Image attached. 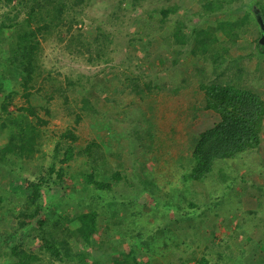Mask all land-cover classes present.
Wrapping results in <instances>:
<instances>
[{"label":"trees","instance_id":"obj_1","mask_svg":"<svg viewBox=\"0 0 264 264\" xmlns=\"http://www.w3.org/2000/svg\"><path fill=\"white\" fill-rule=\"evenodd\" d=\"M140 1L102 0L101 9H106L107 14H104L101 18H88L96 24L95 34L92 35L91 39H88L87 36L81 33L80 28L74 27L80 22L75 17L71 16L72 18H69L67 10L72 11V14L76 11L82 14L92 7L96 0H0V8L3 9L0 13V32H9V41L2 50L3 53H7V61L9 62L6 71L8 76L13 73H21L24 76L21 83V95L27 102L26 107H18L16 111H9V106L15 98V91L0 95V138L4 141L3 145L0 146V164L5 163L12 168L17 167L20 170L27 171L33 160L43 161L44 154L41 152L43 142L37 125H43L45 121L38 116L36 107L29 105V100L30 98H36L37 92H42L40 100L44 102V106L40 109L49 114L50 107L48 106L57 96L61 99L62 104L65 103L68 106L67 95L62 91V85L74 86L80 82L81 77L76 79L67 77L63 83V81L54 79L51 76H44L45 71L40 61L43 49L42 42L54 36L64 43V48L68 54L81 58V61L88 65H95L99 68L100 73L107 72L110 76L108 82H114L110 89L112 93L105 95L104 99L95 102L88 95H83L80 98V109L82 111L75 114L74 122L77 124L81 120L80 113L84 111L90 114H104L106 118H109L112 114L117 116L126 113L128 108L133 107L127 97L129 95L130 97L135 96L137 97V117L136 115L127 117L129 114L122 116L139 121V123L141 121L147 122L149 128L144 131L136 129L134 132L131 131L128 136L118 135L117 140L114 136L115 146L110 145L107 147L106 159L115 163L122 161V152L127 148L129 150H142V148H145L143 150L146 151L152 150L151 145L154 143L151 142V145L146 146L144 141L160 138L155 136L152 139L155 135L153 132L155 126L152 125V122L159 120L161 117L158 110L169 99L172 102H179V98L175 99V97L181 95V90L185 88L177 82L174 83V87H169L165 79L163 80L161 77V80L157 79L159 72L157 70H152V76L145 75L147 76L145 77L138 70L146 62L138 63L134 55L130 54V57L134 59L131 60L123 51L124 45L131 42L129 41L131 39L129 35L132 33L139 34L137 29L131 31L132 23H136L139 16L144 20L152 18L151 14L146 15L147 11L144 10L138 13L139 16L134 15L133 10L139 6ZM224 1L226 0H197L201 4L204 13L211 14L212 17L222 11ZM249 6L255 7V10L264 19V0H255L253 4H248ZM174 12L175 7H165V9L160 10L158 25L148 26L144 33L145 39L131 42L134 43L131 47L134 51L135 47L145 44L147 45L146 55L153 57L156 52L162 50L163 57L168 45L187 47L190 45L188 42L192 40L188 56L194 60L199 58L208 66L205 69L199 67L200 65H197L199 61L194 64V78L199 79L196 88L198 87V91L205 100L204 110L212 111L219 116V120L198 134L186 133L183 124L193 121V118L195 119L197 116V109L192 102L197 98L192 100L187 98L185 100L187 109H181L183 122L180 125L178 124L180 122V110L170 108L177 113L178 117L170 118L171 125L167 129V132L174 133L175 126L179 125V130L175 134L180 133L179 152H185L186 156H189L183 163L182 160L178 162L173 161V158L170 159L172 162L169 163V168L172 170L174 177L179 175L176 179L183 183L188 182V180L199 183L215 173V163L230 160L237 156H246L247 153L252 155V151L259 147L261 128L264 121V99L257 93L252 92V86L245 81L252 77V73L255 78L259 77L261 79L263 77L260 72L264 69V45H260L255 36L247 37L249 24L247 21L248 15L246 14L241 17H233V20H217L215 29L220 32L221 36L216 37L212 32H204L209 31L207 29H194V38H189L183 33L181 34L179 30L168 32L170 31L167 28L171 20L170 15ZM225 41L234 44L238 52H246V54L258 58L256 71L253 72L252 69L246 66L247 63L241 58L243 56L227 52L222 46ZM208 45H211V47H208ZM120 54L124 55L121 60L117 58ZM162 62L160 60L159 64ZM174 66L172 64L168 65L165 68L166 74L170 75L172 72L176 73L177 71L179 74L181 72L182 69H178L177 63ZM45 75H47V72ZM37 79L41 80V86L34 87L30 85L36 91L32 94L28 85ZM225 79H228L230 83H226ZM45 81L46 84H44ZM180 81L185 82L184 79ZM3 82L4 79L2 81L0 76V84ZM3 87L6 88L3 84L0 85V91ZM160 98L161 106L158 105ZM46 105L48 106L46 107ZM143 109H146V111ZM107 110L110 113H107ZM175 135L172 139L175 138ZM67 140L70 143H67ZM76 140V135L70 130L60 134L59 142L55 143L56 146L50 157L51 161L46 169L48 179L38 178L37 182L32 183L34 191L26 198L23 206L17 210L9 208L8 215L16 220L18 229L25 228L33 222L37 223L40 218L43 221L41 229L38 231L37 245L34 247L33 253L26 255L27 253L23 251L20 253L15 249H10L12 255L27 257L29 260L38 262L46 259V262L43 261L45 264H105L90 258L91 255L84 253L86 251H83V249H91L93 240L101 236L100 229L103 224L100 222L108 223V217H114L116 213H120L125 221V226L127 225L126 228L129 229L128 234L120 233L121 240L123 242L129 240L130 246L126 251L113 254L109 263L106 264H149L152 260L155 262L154 264H164L165 261L159 260L161 255H159L154 244L161 240L162 250L159 249L161 251L168 249L169 245H175L183 241L185 246L183 251L187 253L186 256L193 253L191 246L195 242H199L202 237H200V232L193 234L192 228L184 224L187 221L179 218H166V213L162 214L161 211H158L160 214L151 209L145 212L142 210L144 204L138 200L139 198L132 197L133 201L129 205L126 203L131 195L129 192L121 193L123 196L127 195L123 198L125 201L118 199L122 197L121 195L117 198L109 196L106 199L100 196V192L110 191L111 184L124 182L120 185L125 187V183L128 182V174L125 176L124 170L118 169L117 165L110 166L112 164H109V162L90 166L85 164L86 167L75 168L76 175L72 172L66 173L65 166L70 167L78 157L86 158L85 160L91 163L93 159H90L89 156L92 149L97 147L95 142L90 141L84 147L74 151L72 143ZM123 140L127 143L123 144ZM162 144L164 143L161 140L159 144L154 145L158 150L162 149ZM254 164H257L256 160ZM42 168L37 166L36 169L40 172ZM105 178L111 179V181L105 180ZM61 179L68 182L69 188L79 182L85 187L86 194L75 202V206L80 209L79 212L69 215L63 214L56 210V203L53 205L42 202L41 191L44 182L49 180L52 184H59L57 180ZM125 190L128 191L127 186ZM220 197L223 196L220 195ZM56 202L60 205L63 203V198L60 197ZM99 204L102 206L101 209ZM107 204H112L116 208L112 210L105 209ZM137 205H139V208L135 207ZM82 208L86 210L84 211ZM196 210L188 211L186 215L191 217L190 212H196ZM243 214L246 215L245 212ZM195 218L191 222H197V218ZM3 219L0 217V220ZM243 219L245 220V218ZM67 222H74L76 225L73 228H67L65 225ZM177 223L182 225L178 226ZM112 224H115V222L112 221ZM238 226L241 228V223L233 226V231L236 234H239ZM246 226L247 222L245 221V229ZM149 227L151 231L156 232L155 237L157 240L151 241L146 237L145 230ZM124 232H126V229H124ZM0 239H4L5 246H7L10 237L7 235L6 230H0ZM1 240L0 245H3L4 242ZM101 241L104 243L103 240ZM223 244L224 246H219L216 241H212L210 245L204 246L201 252L199 249H194V252H199L198 255L192 254L187 258H185L186 256H179L172 264H228V261L223 260V258L226 257L224 254L227 251H231V247L226 241H223ZM35 252L36 256L34 255ZM1 254H4V252L0 247ZM154 255L156 256L152 257ZM162 258H165V256L162 255ZM2 262L0 258V264Z\"/></svg>","mask_w":264,"mask_h":264},{"label":"rangeland","instance_id":"obj_2","mask_svg":"<svg viewBox=\"0 0 264 264\" xmlns=\"http://www.w3.org/2000/svg\"><path fill=\"white\" fill-rule=\"evenodd\" d=\"M248 1L253 3L255 0ZM234 2L235 4L231 7L233 10L232 13H240L243 15L241 5H243L246 0H234ZM101 3H103L102 0H96L95 4L82 14L78 11L72 14V11L67 10L69 18L75 17L76 20L80 22L74 25V27L80 28L81 33L87 36L88 39H91L96 30V24L88 20V18H101L104 14H107L106 9H101ZM128 6L130 7L129 3ZM165 7H175V12L170 15L171 20L167 26L170 31L168 32L179 30L181 34L183 33L189 38H194V29H207L209 31L204 32H212L216 37L218 35L221 36L220 32L215 29L217 20H233V15L228 13L229 7H225V3L222 11L218 14L213 13L214 17H212L211 14L204 13L201 4H199L197 0H141L139 6L133 10L134 15L139 16L138 13L144 10L147 11L146 15L150 13L152 18L144 20L139 16L137 22L132 23L131 31L137 29V31H139L137 35L141 37L131 32L132 34L129 35L131 39H129V41L135 42L139 41V39L144 40L146 29L150 25L153 27L158 25L159 11L165 9ZM2 10L3 9L0 8V13H2ZM253 29L254 27L251 26L250 30ZM8 37V31L0 32V76L2 81L4 79L2 83L3 86L7 88L3 87L0 91V95L2 96L8 92L15 91V98L9 106V111H16L18 107H26L27 102L21 95V83L24 80V76L21 73H13L8 76L6 71L9 62L7 61V53H3L2 50L9 41ZM131 42L126 43L122 49L131 60L134 59L130 57V54L134 55L138 63L143 61L146 62V64L143 63L142 67L138 70L139 73L144 74V76H152V70H157L159 71L157 79H165L169 87H174V83L177 82V84L183 85L185 88L181 90V95L175 97V99L179 98V102H172V100L169 99L168 102H165V104L161 106V98L159 100L158 105L160 104L162 108L158 110L160 111L158 114H161V117L159 120H154L152 122V125L155 126L153 131L155 135L152 139H154L155 136H159L160 138L151 141L145 140L144 144H146V146L151 145V142L159 144L162 140L164 143L162 144V149L157 150L154 144L151 145V151L143 150L145 148H142V150H129V148H127L122 152V161L115 163L107 160L106 150L110 145L115 146L114 144L116 141L114 136H116L117 140L118 135L128 136L131 131L134 132L136 129L144 131L149 128L147 122L141 121L139 123V121L130 120L131 118L127 119L124 118L125 116H122L129 114L127 117L135 115L137 117V97H130V95L127 97L133 107L128 108L126 110L128 112L126 113H121L117 116L112 114V116L106 118L104 114H90L83 110L84 112L80 113L81 120L76 124L74 122L75 114L82 111L80 109V98L83 95H88V97L94 99L96 102V100L102 99L105 95L112 93L110 89L114 82H108L110 76L107 72L100 73L99 68L95 67V65H88L82 62L81 58L70 53L68 54L64 48V43L57 40L55 36L43 41L40 61L45 71V77L51 76L54 79L63 81V83L65 82L64 79L67 77L73 79L78 77L81 78L78 85H62V91L67 95L68 106L65 103V105L62 104L61 99L57 96L51 105H46V107H50L49 114H46L44 110L40 109V107L44 106V102L40 100V94H42V92H37L35 95L36 98H30L29 100V105L36 107L38 116L45 121V124L37 125L40 131L41 141L43 142L41 145V152L44 154L43 161L33 160L27 171L20 170L17 167L12 168L5 163L0 164V217L4 218L0 220V230H6L7 235L10 237L7 246H5V240L0 239L4 242L3 245H0L2 252H4V254L0 255L3 261L2 264H45L46 262V259L43 260L45 262H38L36 260H29L27 257L14 256L10 253V249H15L17 252L21 253L23 251L27 253L26 255H31L34 247L37 245L38 231L41 229L43 221L40 218L37 220V223L33 222L25 228L18 229L16 220L8 215V211L9 208L17 210L19 207L23 206L26 198L34 191L33 182H37L40 177L48 179L46 169L51 161L50 157L56 146L55 143L59 142L60 134L66 130L72 131L77 137V140L72 143L74 151L84 147L90 141L95 142L97 145V147L92 149L91 155L89 156L90 159H93L91 163L85 160L86 158L78 157L70 167L65 166L66 173L72 172L76 175V167L82 166L83 168L86 167L85 164L90 166L92 164L98 165L109 162V164H112L110 166L117 165L118 169L124 170L125 176L128 174L129 180L125 183V187L120 185L124 182H120V184H111L110 191L104 190L100 192L101 197L105 199L109 196L117 198V196L120 197L121 193L129 192L131 194L130 198L126 200V203L129 205L133 201L132 197L139 198L138 200L144 204L142 210L145 212L150 209L155 210L156 213L161 211L160 213L162 214L166 213V218H179L180 220L183 219L187 221V223L185 222L184 224L192 228L189 229L193 230V234L200 232V237H202L199 242H195V244L191 246L193 255L199 254L198 251L194 252V249H199L201 252L203 247L210 245L212 241H216L219 246H224L223 241H226L231 247V251H227L224 254L226 257L223 258V260L226 259L228 264H264V121L261 128V141L259 147L252 151V155H248L247 153L246 156H237L230 160L215 163V173H213L211 177H206L205 180L199 183H194L190 180L185 183L179 181L176 179L179 175L174 177L172 170L169 168V163L172 162L170 161L171 158H173V161L178 162L182 160L181 162L183 163V161L189 157L186 156L185 152H179L180 146L178 143L181 140L180 133L175 135L179 130V125L183 122L181 109H187V102L185 100L187 98L191 100L197 98L192 101L197 109L196 118H193V121L187 124H183L186 133L192 135L198 134L200 131L211 127L219 120L218 115L204 110L205 100L202 94H200V91H198V87L196 88L199 84V79L194 78V64L196 61H199L197 64L200 65L199 67H204L205 69L208 66L205 65L201 59L196 57L197 59L194 60L188 56L192 40L188 42L190 45L187 47H174L168 45V49L166 48L163 57L162 50L156 52L153 57L146 55L145 50L147 45L145 44H140V46L135 47L133 51L131 46L134 43ZM223 44L222 46L227 52L233 55L237 54V56H243L241 58L247 63L246 66L252 69L253 72L256 71L255 67H257V61H259L258 58L248 53L246 54V52H238L236 47L232 44L231 46L227 45L230 51H234L230 52ZM208 47H211V45H208ZM123 57L124 55L122 54L117 56L119 60ZM160 60L163 61L161 64H159ZM176 63L179 66L178 69H182L181 72H179V74L178 71L176 73L172 72L170 75L166 74L165 68L170 64L174 66ZM174 67L177 69L176 66ZM134 71L136 70L134 69ZM46 72L47 75H45ZM260 73H262L261 75L263 76L261 79L259 77L255 78V75L252 73V77H248L249 79L245 82L255 87L252 92L257 93L264 99V69H262ZM181 79H184L185 82L183 83V81H180ZM224 81L228 84L230 83L228 79ZM44 84H46V81ZM30 85L34 87L41 86V80L37 79L28 85L30 87L29 91L33 94L36 91L35 88ZM170 108L180 110V122L178 123L179 125L177 124L175 126L174 133L167 132V129L171 125L170 118H177L178 115ZM143 110L146 111V109ZM107 113H110V111L107 110ZM173 135H175L174 139H172ZM3 142L4 141L0 138V146L3 145ZM67 143H70V141L67 140ZM126 143L127 141L123 142V144ZM255 160L257 161L256 165L254 164ZM37 166L43 167L40 172L36 169ZM105 180L111 181V179L107 178H105ZM57 182L59 184H52L49 180L44 182L41 191L42 202H48L53 205L56 203V210L63 214L69 215L79 212L78 210L80 209L75 206V202L79 201L86 194L83 184L79 182L72 188H69L67 185L68 182H65L64 179L57 180ZM126 186L128 191L125 190ZM219 192H221L220 195L223 197H220V195L217 196ZM121 196L122 197L118 199L120 201H125L123 198L127 197V195ZM60 197L63 198V203L59 205L56 201ZM135 207L139 208V205ZM99 208H102L101 204H99ZM115 208L116 206L114 207L112 204H107L105 209L112 210ZM195 209H197L196 212H190L191 217L186 215L188 211ZM82 210L85 211L86 209L82 208ZM244 212L246 215L243 214ZM194 217L197 218V222H191ZM243 218H245V220ZM108 220V223L100 222L103 224L100 229L101 236L93 240L94 242L91 249H83V251H86L84 253L91 255L90 258L105 264L109 263L113 254L119 251H126L130 246L129 240H125L124 242L121 240L120 233L128 234L129 229L126 228L127 225L125 226V221L122 219L120 213H116L114 217H108ZM112 221H114L115 224H112ZM245 221L247 222L246 229ZM240 223L241 228L238 226L239 234H236L235 231H233V226ZM65 225L67 228H73L76 224L74 222H67ZM177 225L179 226L182 224L177 223ZM124 229H126V232H124ZM145 234H147L146 237L149 240H157L155 237L156 232L154 230L151 231L150 227L145 230ZM100 239L103 240L104 243ZM161 242L162 240L154 244L159 255H161L159 260L165 261L164 264H172L179 256L184 257L187 255V253L183 251L185 249L183 241L175 245H169V248H166L164 251H161ZM196 245L199 246L197 247ZM34 255L36 256V252ZM162 255L165 256V258H162ZM155 256L156 255L152 257ZM154 263L153 260L149 262V264Z\"/></svg>","mask_w":264,"mask_h":264},{"label":"crops","instance_id":"obj_3","mask_svg":"<svg viewBox=\"0 0 264 264\" xmlns=\"http://www.w3.org/2000/svg\"><path fill=\"white\" fill-rule=\"evenodd\" d=\"M249 3H252V2L246 0V2H245L243 5H241L242 11H243L242 14H243V15H244V14L248 15L247 21H248V24H249V29H248L249 32H248L247 36H255V37H256V36H257L256 31H258V27H257V25H256V23H255L254 14L251 13L250 9H249L248 6H247ZM233 4H235L234 0H226V2H225V7H229V11H228V13L231 14V15H233V17H241V16H243V15H241L240 13H232L233 10L231 9V7H232ZM251 26L254 27L253 30H250ZM227 43H228V44H227ZM231 44H232V43H230L229 41H225L223 45H224V47H225L227 50H229V49L227 48V45H228V46H231ZM232 45H234V44H232ZM233 47H234V46H233ZM229 51H230V50H229ZM230 52H234V51H230Z\"/></svg>","mask_w":264,"mask_h":264},{"label":"water","instance_id":"obj_4","mask_svg":"<svg viewBox=\"0 0 264 264\" xmlns=\"http://www.w3.org/2000/svg\"><path fill=\"white\" fill-rule=\"evenodd\" d=\"M248 8L250 9L251 13L254 14L255 21L260 30V38L258 39V43L260 45H264V19L262 18L260 13L257 10H255V7L249 6Z\"/></svg>","mask_w":264,"mask_h":264},{"label":"clouds","instance_id":"obj_5","mask_svg":"<svg viewBox=\"0 0 264 264\" xmlns=\"http://www.w3.org/2000/svg\"><path fill=\"white\" fill-rule=\"evenodd\" d=\"M226 1H224V3H225ZM250 4V3H249ZM253 4V3H252ZM248 6V5H247ZM254 19H255V17H254ZM255 23H256V21H255ZM256 25H257V23H256ZM257 27H258V25H257ZM256 34H257V36H256V38H257V42H258V39L260 38V30H259V27H258V31H256ZM251 85V84H250ZM252 86V85H251ZM253 88H255V87H251V89H253ZM206 110V109H205ZM207 112H212V111H208V110H206ZM213 113V112H212ZM214 114V113H213Z\"/></svg>","mask_w":264,"mask_h":264}]
</instances>
